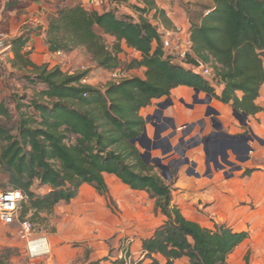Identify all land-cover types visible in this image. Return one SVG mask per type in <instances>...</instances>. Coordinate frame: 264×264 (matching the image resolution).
I'll return each mask as SVG.
<instances>
[{"label": "trees", "instance_id": "16d2710c", "mask_svg": "<svg viewBox=\"0 0 264 264\" xmlns=\"http://www.w3.org/2000/svg\"><path fill=\"white\" fill-rule=\"evenodd\" d=\"M116 1L129 4L132 0ZM138 1L133 7L139 19L119 16L114 9L100 12L78 4L60 6L48 20L45 37L53 55L84 47L99 67L116 71L122 44L140 54L125 67L144 68V76L113 82L106 90L85 81L90 71L69 73L59 65L49 68L35 63L28 34L11 40L12 67L22 71L21 79L43 88L28 102L14 96L16 116L0 102V117L6 121H0V173L8 189L25 194L18 221L29 220L35 230L58 205L75 200L84 184L107 195L105 174L147 192L156 213L165 219L143 239L142 260H130V250L124 247L123 256L112 264H144L146 260L161 264L157 256L164 257L165 264L182 258L188 264H228V257L249 238V232L227 223L211 229L186 218L174 202L173 183L151 172L131 140L146 125L141 110L153 100L171 97L180 86L198 88L248 115L262 110L256 101L264 85V0L202 4L203 11L189 20L192 47L183 61L164 49L159 28L145 16L159 11L158 0ZM161 12L164 17L165 11ZM106 36L114 38L112 48ZM202 63L215 65L214 83L195 70ZM215 83L222 87L221 93L216 92ZM14 117L15 125L9 124ZM91 252L81 264H103L109 259L94 260ZM245 260L249 264V254Z\"/></svg>", "mask_w": 264, "mask_h": 264}, {"label": "rangeland", "instance_id": "374dc122", "mask_svg": "<svg viewBox=\"0 0 264 264\" xmlns=\"http://www.w3.org/2000/svg\"><path fill=\"white\" fill-rule=\"evenodd\" d=\"M99 1H103V4L101 5ZM159 1L160 2L157 3V9L159 11L156 13L154 10L150 14L145 15L159 28V30L164 28L172 29L177 25L187 29L189 20L196 19L198 11H203L201 8L202 4L210 6L214 4L213 0ZM161 2L162 5L166 4L169 7V12L167 11L164 17L161 12L163 10ZM78 4H81L90 10H98L100 12L106 9H114L119 16L129 14L133 15L136 19H139V13L133 7L140 4L138 0H132L129 4L117 3L116 0H0V39L4 41L6 46L0 53V102L7 104L14 115L16 114V110L13 98L16 94H18V96H22L24 102H28L32 98L37 97L38 93L43 88L41 84L32 86L24 79H21L20 76L22 71L12 67L11 59L13 58V54L10 52L8 44L13 38L23 33L30 36L28 49H31L30 56L35 63L39 65H47L49 68L59 65L69 73L90 71L89 77L85 81L99 89L106 90L109 84L118 82L122 79L134 76H144V68L128 69L125 67L132 59L140 58V54L138 52L127 47L125 44H122L123 52L119 55L120 67L116 71H109L99 67L92 55L84 47H79L69 54L53 55L49 52L45 37V29L47 28L48 20L57 12V9L60 6H74ZM170 12L173 14L172 16L169 15ZM170 17L173 18L176 23L171 22L172 19H170ZM106 42L109 47L112 48L115 40L114 38L106 36ZM215 88L217 93H221L222 87L220 84L215 83ZM205 97L206 95L201 96L203 99ZM167 98L168 97H163L158 100H153L151 105L143 108L140 112L145 119V124L151 138L154 137L155 129L150 123H147L146 118L148 115L154 114L158 104L165 101ZM175 102L178 103L179 99L177 98ZM256 103L261 106L262 110L256 115L249 116V121L254 132L264 141V85L261 88L260 97L257 99ZM212 105H214V101L212 102ZM200 109H202V107H200ZM14 118L15 119L9 122V124L15 125L17 117ZM0 121L6 122L1 117ZM134 145H136L142 152L144 151L139 143ZM254 146L263 153L264 145L255 142ZM112 148L114 149L115 147L113 146ZM186 148L185 150H187ZM117 150L122 151V147L117 148ZM152 155L154 157L163 156L160 149L153 150ZM204 155L205 153L202 152L199 156L203 158ZM254 156L256 157L258 155L255 153ZM177 158H179V160L181 159L179 155ZM130 161L133 162V160ZM164 163L168 164L166 161ZM253 163L264 167V157L258 156V159L254 158ZM148 165L151 168L152 173L161 175V170L154 164ZM187 168L188 167L184 165L180 168L181 175L185 174L184 176L186 178L189 177ZM170 172L167 173V177L170 178V180H165L167 182H172L173 187L176 188L174 197L178 198L184 196L186 200H192L194 197L193 189L180 188L178 180L181 175L174 174L171 177ZM216 172H219L222 180H225L222 175L223 173L220 171ZM116 182L122 186L121 189H124V191H131L130 188L123 185L119 179H116ZM3 189H8V187L6 186V179L0 173V190ZM91 190L90 200L93 202V205L87 211L88 221L92 219L91 217L96 216V213L103 215L104 211L105 213L111 211L117 215H119L120 212L124 214L120 204L112 193H110V188L108 194L104 196L106 198V202L104 201L103 206H100L96 202L98 193L93 188ZM212 194L213 204L218 205L219 210L221 209V205L223 206V210L230 209L232 207V210L234 208L235 211H237L236 209L241 207L242 212L235 215L233 220L230 219L232 215H228L229 217L227 216L223 219L232 223V226L247 230L250 234L249 239L244 243L243 253L239 260L237 261L231 258L230 263L242 264L244 262L245 255L249 254L250 264H263L264 249H261V246L257 243L259 240L262 241L264 239V199L258 201L254 199L237 202L233 201V204L229 205L228 198L231 196V193L230 191L225 190L223 185L217 186ZM148 197L150 199V196ZM73 204H77V202H72L70 204L62 203L58 205V211L56 210L52 216H49L47 222H43L41 225H36V231L50 238L57 232V225L63 218L64 210L66 211L68 208H71V206L73 207ZM143 227L146 229L147 225H144ZM17 230V224L6 225L0 220V264H81L91 249L86 242L74 241L68 243L67 245L58 243L57 246H54V243H52V251L48 256L31 259L27 254L24 242L17 235ZM136 250L137 249H135V251ZM111 252L112 256H118L116 248H114ZM136 256L139 257L141 254L139 253ZM104 264H111V260L110 262H105Z\"/></svg>", "mask_w": 264, "mask_h": 264}, {"label": "crops", "instance_id": "0c3cea01", "mask_svg": "<svg viewBox=\"0 0 264 264\" xmlns=\"http://www.w3.org/2000/svg\"><path fill=\"white\" fill-rule=\"evenodd\" d=\"M159 2L160 1L158 0L157 3ZM161 7L165 13H167L169 7L166 4H163ZM169 15L172 16L173 14L170 12ZM170 19H172L171 22L176 23L173 18L170 17ZM188 28L190 29V23ZM194 94V89L186 86L177 87L172 91L171 97L174 100L178 98L179 102L176 103L175 106L167 108L164 114L166 116L173 117L178 126V135L172 139L174 146L179 144V140L183 135L182 127L185 124L198 123L204 118V107L201 105H197L194 109H189L185 108L182 103H180L181 99H184L185 101H191ZM200 95L202 96L206 94L200 92ZM213 101V106L220 112L218 120L224 125L228 134L234 135L244 132L247 130L246 127L248 126L250 130L258 137V140L255 142L264 145V141L254 132L249 121V116L253 115H248V124L246 125L243 123L242 118L239 119L234 115V108L232 105L225 104L216 98H213L212 102ZM200 107H202V109H200ZM206 122L207 127L203 132V135L208 134L212 130L211 120L206 119ZM170 132L171 129H169L167 132H164L163 136L168 135ZM200 132L201 125L197 124L194 130L186 137V141L197 137ZM255 142H252V146L255 148V150L250 153V159L242 163L240 170H236L228 176L225 175L223 171L216 170L223 173L222 175L225 180H222L219 172L214 171L215 169H213L210 173L208 172L206 166V154L203 156V158L199 156L202 152L205 153L204 145L201 147L188 149L186 153L187 156L190 157L191 160L197 162L198 165L196 167V171H192L189 165H184L188 167V178L184 176L185 174L181 175V171L179 169L177 174H180L181 176L178 180V185H180V188L182 189L192 188L194 197L192 200H186L184 196L178 198L174 197V202L179 206L186 218L196 221L202 226L211 229H214L216 224L222 223H227L228 225L231 224L230 226H232V223L226 221L223 218L227 217L228 215H232L230 219L233 220V217L240 214L242 210L241 207L237 208V211H235L234 208L232 210V207L230 209L223 210L222 205V210H219L218 205L213 204L212 193L217 186L221 185L225 187V190L230 191L231 193V196L228 198L229 205L233 204V201L237 202L252 199L258 201L264 199V167L253 163L254 158L258 159V156L264 157V150L263 153L261 150H258L254 146ZM255 153L258 156L255 157ZM248 169H252L250 173L248 172ZM105 178L106 181H108L107 184L109 185L108 192L110 188V193H112V195L118 201L122 210L124 211V214L120 212V214L117 215L111 211L108 213H105L104 211L103 215L96 213V216L91 217L92 219L88 221L87 211L93 205V202L90 200V194L92 192L91 189L93 187L88 184H84L81 188L79 196L72 201L77 202V204H73V207L71 206L72 209L68 208L66 211L64 210L63 218L57 225V232L54 233V235H52L50 237L51 239L49 238V240L51 241V244L54 243V246H57L58 243L67 245L68 243L74 241L86 242L92 249V259L96 260L103 259L105 257L109 258L103 261V264L105 262H110V260L112 264L113 260L116 258H121L123 255L121 250L122 248L126 247L131 253L130 260L138 262L144 258L142 251L143 239L150 237L153 234V230L162 224L165 217L160 212L156 213L154 200L151 198L149 199V194L147 192L133 190L128 186L127 187L130 188L131 191H124V189H121L122 186L116 182V179H118L116 176L105 174ZM97 195V204L103 206L104 201L106 202V198L104 197L106 195H101L100 193ZM144 225H147L146 229H144ZM232 227L237 231L245 230L235 226ZM244 243L245 241L240 244L232 254H230L228 257V264H231V258L237 261L239 260L243 253ZM257 244L261 246V249H264V239L262 241L259 240ZM114 248H116L118 256H112L111 251ZM135 249L137 250L135 251ZM139 253L141 256L137 257L136 255ZM157 257L161 264L166 263L164 257ZM245 258L246 255L242 264H246ZM188 262L189 261L187 258H182L177 260L175 264H188ZM147 263H149L148 260L144 262V264Z\"/></svg>", "mask_w": 264, "mask_h": 264}, {"label": "water", "instance_id": "95a60500", "mask_svg": "<svg viewBox=\"0 0 264 264\" xmlns=\"http://www.w3.org/2000/svg\"><path fill=\"white\" fill-rule=\"evenodd\" d=\"M194 97H193V104H191V108H194L196 104H206L208 105V110L206 112L207 117L212 118V122L215 124L216 119L218 115H220V112L212 105L213 96L211 94H206V97L204 99H201L200 96V90L198 88H194ZM173 104V99L171 97L167 98L165 101L160 102L158 104L157 109L155 110L154 114H150L147 116L146 121L147 123H150L154 129V137L151 138L148 133V128L145 125L144 130L141 135L131 140L133 144L139 143V145L144 150L141 153V157L143 161L146 164H154L157 168L161 170V175L164 179L170 180V178L167 177V173L170 172V164H165L163 162L164 159L174 155L179 154L183 157L182 165H189L192 171H196V167L198 165L197 162L190 159V157L187 156V150L192 149L195 147L200 146L201 143L206 146V143L202 142L200 140V136L203 134V132L206 129L207 123L205 122V119H201L198 123H192V124H185L182 127V137L179 140V143L182 146H187V150H182L180 145L174 146L172 143V139L178 135V126L175 122V119L173 117L166 116L165 110ZM234 115L237 117L242 118L244 124H248V114L246 112H241L237 109H234ZM165 122L168 125H163L162 123ZM197 124L201 125V132L200 134L190 139L189 141H186V137L194 130ZM214 127H217L213 125ZM171 129V132L166 135L162 136L164 132ZM219 129V127H217ZM160 149L162 151V157L161 156H153L152 152L153 150ZM251 150V148H250ZM222 161L224 163H228L226 161L225 157L222 158ZM207 163L209 161L206 160ZM210 167V165H209ZM174 175V172H170V176L172 177Z\"/></svg>", "mask_w": 264, "mask_h": 264}, {"label": "built area", "instance_id": "2783aa9c", "mask_svg": "<svg viewBox=\"0 0 264 264\" xmlns=\"http://www.w3.org/2000/svg\"><path fill=\"white\" fill-rule=\"evenodd\" d=\"M99 3L102 5L103 1H99ZM160 41L164 49L168 53L174 54L178 61L185 60L188 53L191 52L192 40L189 28L184 29L177 25L172 29H162L160 30ZM5 47L4 41L0 39V53ZM57 54L60 55L61 52ZM195 70L211 83L217 80L215 65L212 63H202L195 67ZM25 198V194L19 189L0 190V220L6 225L17 224V235L24 242L27 254L31 259L48 256L52 251L49 237L38 233L29 220L18 221L21 203Z\"/></svg>", "mask_w": 264, "mask_h": 264}, {"label": "flooded vegetation", "instance_id": "af4514ba", "mask_svg": "<svg viewBox=\"0 0 264 264\" xmlns=\"http://www.w3.org/2000/svg\"><path fill=\"white\" fill-rule=\"evenodd\" d=\"M193 97L191 101H185L184 99H181L180 103H182V105L185 108H189V109H194L197 105H201L202 107H204L203 113H204L205 122L206 119L211 120V124H212L211 132L204 135L202 134L200 136V140L206 143V146H204V152L206 154V160L209 161V163L206 162L208 172L210 173L212 172L213 169H215V170L223 171L224 174L228 176L234 171L240 170L242 167V163L249 160L250 153H252L255 150V148L252 146L251 143L258 140V137L250 130L248 126L246 127L247 130L244 132L237 133L234 135L228 134L224 125L221 123V121L218 120L219 115L215 117V119L217 120L215 124L212 122L211 117L206 116L208 105L196 104L194 108L190 107L191 104H193V100H194ZM175 104L176 102L173 99V104L170 105L168 108L175 106ZM238 118L241 119L240 117ZM162 124L168 125L165 122H163ZM213 125L219 127V129H217V127H214ZM179 145L182 150L186 148L185 146H182L180 143ZM202 145L204 144L201 143L200 146L198 147H201ZM178 155L179 154H174L168 157V159L166 158L167 160L165 159L163 160V162L166 161L168 162V164H170V170L174 172V174H177L179 172L180 167L183 166L182 165L183 157L179 155V157H181V159L179 160V158H177ZM223 157H225L228 163H224L222 161Z\"/></svg>", "mask_w": 264, "mask_h": 264}]
</instances>
